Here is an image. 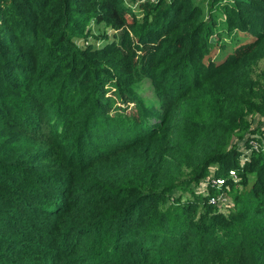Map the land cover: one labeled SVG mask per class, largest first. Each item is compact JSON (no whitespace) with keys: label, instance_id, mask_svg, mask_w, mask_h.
I'll list each match as a JSON object with an SVG mask.
<instances>
[{"label":"trees","instance_id":"16d2710c","mask_svg":"<svg viewBox=\"0 0 264 264\" xmlns=\"http://www.w3.org/2000/svg\"><path fill=\"white\" fill-rule=\"evenodd\" d=\"M263 61L264 0H0V264H264Z\"/></svg>","mask_w":264,"mask_h":264},{"label":"rangeland","instance_id":"374dc122","mask_svg":"<svg viewBox=\"0 0 264 264\" xmlns=\"http://www.w3.org/2000/svg\"><path fill=\"white\" fill-rule=\"evenodd\" d=\"M129 19H130V17H129ZM92 22H93V20L90 19L88 24H91ZM91 26L94 27L95 25L92 24ZM110 32L111 31H109L108 35L110 34ZM99 40H102V38L97 39V38H94L93 35H88V37H87V41L99 43L100 42ZM214 52H215V50L213 51V53ZM261 67L262 68L264 67V61L261 63ZM134 86H135V89H138L140 91V94H138L137 99L144 100L143 102H145L147 106H153L154 103L156 102V97L153 93V85H152L151 81L148 80L147 78H142L139 81H137ZM114 91L115 90L113 88L108 89L107 96H112ZM134 104L137 105L136 102L125 103V104L121 103V101H118V99L115 97V102L113 103L109 112L111 114H113L114 112L116 113V111L122 112V113H119L118 118L120 121H122L123 124H127L130 121V117H127L126 114L135 113L136 109H135ZM118 107L120 108L119 110H117ZM154 119L155 118H153V117H148V120H151L152 122L154 121ZM125 133L131 134L132 131H131V129H129V130H126ZM193 188L195 189V186H193Z\"/></svg>","mask_w":264,"mask_h":264},{"label":"built area","instance_id":"2783aa9c","mask_svg":"<svg viewBox=\"0 0 264 264\" xmlns=\"http://www.w3.org/2000/svg\"><path fill=\"white\" fill-rule=\"evenodd\" d=\"M229 175L235 177V174H234L233 171H230V172H229ZM217 182H218V184H220V183L222 182V180H221V179H218Z\"/></svg>","mask_w":264,"mask_h":264}]
</instances>
